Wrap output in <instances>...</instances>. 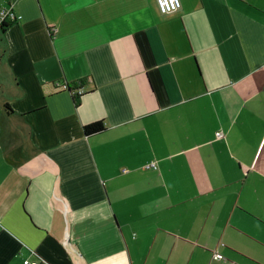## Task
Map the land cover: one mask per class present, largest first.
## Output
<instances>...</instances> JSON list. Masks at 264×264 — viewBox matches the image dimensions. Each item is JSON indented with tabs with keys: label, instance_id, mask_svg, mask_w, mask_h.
Listing matches in <instances>:
<instances>
[{
	"label": "crops",
	"instance_id": "crops-1",
	"mask_svg": "<svg viewBox=\"0 0 264 264\" xmlns=\"http://www.w3.org/2000/svg\"><path fill=\"white\" fill-rule=\"evenodd\" d=\"M3 9L0 264H264V0Z\"/></svg>",
	"mask_w": 264,
	"mask_h": 264
},
{
	"label": "built area",
	"instance_id": "built-area-1",
	"mask_svg": "<svg viewBox=\"0 0 264 264\" xmlns=\"http://www.w3.org/2000/svg\"><path fill=\"white\" fill-rule=\"evenodd\" d=\"M157 5L161 11V13L167 14V13H171L174 12L176 10H178L181 6V0H156ZM0 15L2 20H18L19 18H21V15L16 14L13 10L11 9H3L0 11ZM53 30H55V27L52 28ZM55 86L58 89H68V83L65 81H61V80H57L55 81ZM83 92V88H75L73 90V93H82ZM217 136L218 137H224V132L222 130L217 131ZM147 167H154L157 168L158 165L155 162H151L147 165ZM214 257L217 259H223L224 256L222 253L220 252H214ZM39 260L38 259H30V258H25L24 259V264H39Z\"/></svg>",
	"mask_w": 264,
	"mask_h": 264
},
{
	"label": "trees",
	"instance_id": "trees-1",
	"mask_svg": "<svg viewBox=\"0 0 264 264\" xmlns=\"http://www.w3.org/2000/svg\"><path fill=\"white\" fill-rule=\"evenodd\" d=\"M14 20H2L1 22V28L2 30L4 31L9 25L11 22H13ZM65 81V80H63ZM84 79H81L79 80V84L77 83H70L68 81H65L68 83V89L72 95H73V100L75 102V104L78 106L81 102V96L83 93H73V90L75 88H80L82 87V83H83ZM81 83V84H80ZM73 84V85H72ZM5 107L8 109V110H11V107L9 105V103H6L5 104ZM106 127L105 123L103 120H99V121H95V122H91V123H88L86 125L83 126V131L86 135H90V134H94V133H97V132H100L102 130H104Z\"/></svg>",
	"mask_w": 264,
	"mask_h": 264
},
{
	"label": "rangeland",
	"instance_id": "rangeland-1",
	"mask_svg": "<svg viewBox=\"0 0 264 264\" xmlns=\"http://www.w3.org/2000/svg\"><path fill=\"white\" fill-rule=\"evenodd\" d=\"M5 145L9 154H14L17 152V148L9 140H5Z\"/></svg>",
	"mask_w": 264,
	"mask_h": 264
}]
</instances>
